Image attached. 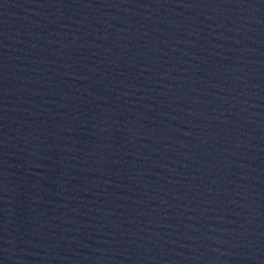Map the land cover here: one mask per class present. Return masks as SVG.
<instances>
[{"label":"water","instance_id":"water-1","mask_svg":"<svg viewBox=\"0 0 264 264\" xmlns=\"http://www.w3.org/2000/svg\"><path fill=\"white\" fill-rule=\"evenodd\" d=\"M0 264H264V163L0 133Z\"/></svg>","mask_w":264,"mask_h":264}]
</instances>
